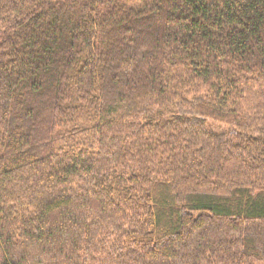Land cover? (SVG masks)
<instances>
[{"label": "trees", "instance_id": "trees-1", "mask_svg": "<svg viewBox=\"0 0 264 264\" xmlns=\"http://www.w3.org/2000/svg\"><path fill=\"white\" fill-rule=\"evenodd\" d=\"M0 264H264V0H0Z\"/></svg>", "mask_w": 264, "mask_h": 264}, {"label": "rangeland", "instance_id": "rangeland-1", "mask_svg": "<svg viewBox=\"0 0 264 264\" xmlns=\"http://www.w3.org/2000/svg\"><path fill=\"white\" fill-rule=\"evenodd\" d=\"M207 127L210 131H212L215 134H222L227 132L228 127L224 124L220 125V124H216L212 121H207Z\"/></svg>", "mask_w": 264, "mask_h": 264}]
</instances>
